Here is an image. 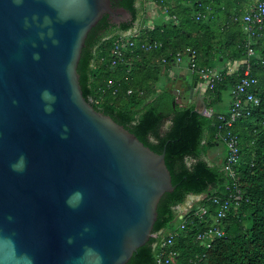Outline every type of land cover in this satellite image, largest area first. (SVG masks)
Here are the masks:
<instances>
[{"label": "water", "instance_id": "1", "mask_svg": "<svg viewBox=\"0 0 264 264\" xmlns=\"http://www.w3.org/2000/svg\"><path fill=\"white\" fill-rule=\"evenodd\" d=\"M105 16L132 20L111 0H0V264H128L158 237V206L175 190L165 153L80 85Z\"/></svg>", "mask_w": 264, "mask_h": 264}, {"label": "trees", "instance_id": "2", "mask_svg": "<svg viewBox=\"0 0 264 264\" xmlns=\"http://www.w3.org/2000/svg\"><path fill=\"white\" fill-rule=\"evenodd\" d=\"M150 1L158 7L161 20L147 28ZM249 2L253 3L250 11L256 0H111L113 9L126 10L132 20L118 26L105 16L88 35L78 66L86 101L153 152L165 153L175 188L158 206L153 229L158 237L138 249L128 264H156V245L165 231H175L184 221L185 230H180L172 247L178 255L174 264H264V47L255 45V56L250 59L252 75L258 80L253 90L260 105L228 130L238 138L241 153L234 178L225 172L229 153L217 119L200 116L197 103L180 104L175 83L162 90L156 85L162 70H172L178 54L187 58L188 49L195 53L197 65L208 68H214L213 62L224 67L227 61L245 58L243 45L248 36L243 20ZM140 22L144 26L138 29V41L156 43L158 49L150 54H144L140 46L128 49L124 61L113 67L115 42L140 27ZM238 79L229 77L208 92L203 106L218 104L221 92ZM215 114L227 116L228 111ZM221 145L226 147L224 152L210 157ZM237 189L242 201L222 220L225 236L216 238L210 248L202 246L197 236L213 228L219 209L213 199H227ZM190 196L201 200L186 215L180 214L177 208ZM202 207L209 214L199 218L195 213Z\"/></svg>", "mask_w": 264, "mask_h": 264}, {"label": "built area", "instance_id": "3", "mask_svg": "<svg viewBox=\"0 0 264 264\" xmlns=\"http://www.w3.org/2000/svg\"><path fill=\"white\" fill-rule=\"evenodd\" d=\"M148 14L149 26L153 27L155 20L160 17V11L152 1L148 4ZM199 18L200 15L197 19ZM243 31L248 36V42L243 45V48L246 50L245 58L242 60L227 61L221 70L197 65L195 53L189 49L187 50V53H189L187 58L182 54H178L175 61V67H187L190 74L196 78V89L198 93L203 96H206L208 92H214L217 89L216 87L224 84L227 78H232L235 75L239 77L238 81L229 87L231 89V103L227 116H216L213 107H207L205 110V117L217 119L219 122V131L225 136L223 141L229 153L228 163L225 165V172L232 178L236 177L237 171L235 170V166L239 165L241 153L238 138L228 130L231 129L238 120L251 116L253 110L260 105V99L255 95L253 90L258 80L252 75L250 59L255 56V45L260 43L264 47V0H256L255 6L246 14L243 20ZM138 37V29H135L123 35L115 42L111 61L113 67L124 61V52L128 49L135 50L137 49L136 46H140V50H142L144 54H150L152 51L158 49V44H148L144 41H138ZM162 62L164 64L166 63L165 60ZM171 78H173V76H171ZM108 85H112V82L110 81ZM129 94H132V91H129ZM217 137L220 139V136ZM241 201L242 196L239 189L236 190V194H231L227 199H213V204L219 207V209L214 218L215 223L213 228L197 236V240L202 246L210 248L211 243H213L216 238L225 236L222 230V220L226 218L232 207L238 208ZM192 207L193 206H191L184 215H186ZM208 212V209L202 207L199 208L195 215L199 218H203L209 214ZM180 219L183 221L184 217ZM185 226L186 221L182 222L175 231L168 233L164 239L156 245L158 250L156 264L175 263L178 255L173 251L172 247L175 238L180 235V230H185Z\"/></svg>", "mask_w": 264, "mask_h": 264}, {"label": "rangeland", "instance_id": "4", "mask_svg": "<svg viewBox=\"0 0 264 264\" xmlns=\"http://www.w3.org/2000/svg\"><path fill=\"white\" fill-rule=\"evenodd\" d=\"M158 20V19H157ZM161 19H159L158 21L155 20V23H159ZM143 23V22H142ZM144 26V24L142 25ZM147 28H151L149 26V23L147 22L146 24ZM213 67L215 69H223V65H221V63L218 62H213L212 63ZM171 76H173V78H171ZM174 79H177V81L172 82ZM180 79V69L178 68H172V70L170 72L166 71L165 69L162 70V74L161 77L159 78L158 82L156 83L157 85V90H162L165 89V87H167L168 85H172V83H176L178 85H175V89L176 91H178L179 93L178 95V101L180 104L182 105H186V101L188 100V98L190 97V94L192 93L193 87H194V78L192 75H187L185 77H182V81L179 80ZM184 82L186 83V86L184 85ZM188 82V83H187ZM181 87H183L184 89L181 90ZM230 92L231 89L228 88L225 91L221 92L220 94V101L218 104L213 105L214 110L218 113H225L227 111L228 105L231 103V96H230ZM225 147V146H224ZM224 147L221 145L219 148H216L213 150V152H211L210 154L213 157L212 153H216V155L221 154L224 152ZM226 148V147H225ZM221 152V153H220ZM194 205V201L191 199H187L186 203L179 207L180 214H185L186 211L185 209H190V206ZM180 222V219H178L176 221V225H178ZM170 232V230L165 231L164 234H168Z\"/></svg>", "mask_w": 264, "mask_h": 264}, {"label": "crops", "instance_id": "5", "mask_svg": "<svg viewBox=\"0 0 264 264\" xmlns=\"http://www.w3.org/2000/svg\"><path fill=\"white\" fill-rule=\"evenodd\" d=\"M224 3V2H223ZM248 10L247 11H249V8L251 7V5H253V3L251 2H249L248 4ZM246 12H244V14H245ZM140 25V27H137L138 29L139 28H141V25H142V23L140 22V23H138V25L137 26H139ZM186 66V65H185ZM175 68H178V69H180V81H182V77H185V76H187V75H189L190 74V72L188 71V69H187V67H184V66H182V67H175ZM191 75V74H190ZM194 78V84H196L194 87H193V90H192V93L190 94V97L188 98V100L186 101V103H197L198 104V108L201 110L202 108H203V99H205L206 98V96H203V95H201L200 93H198V91H197V89H196V87H197V80H196V78L195 77H193ZM174 81H177V79H175ZM188 83V82H187ZM176 84V83H175ZM176 85H178V84H176ZM184 85L186 86V83L184 82ZM182 89H184L183 87H181V90ZM178 92V91H177ZM230 105V104H229ZM229 105H228V108H227V111H228V109H229ZM226 111V112H227ZM199 200H201V198H195L194 199V204L195 203H197ZM191 207V206H190ZM189 207V208H190ZM188 209H185V211H187Z\"/></svg>", "mask_w": 264, "mask_h": 264}, {"label": "flooded vegetation", "instance_id": "6", "mask_svg": "<svg viewBox=\"0 0 264 264\" xmlns=\"http://www.w3.org/2000/svg\"><path fill=\"white\" fill-rule=\"evenodd\" d=\"M177 211H178V212L180 211L179 207L177 208Z\"/></svg>", "mask_w": 264, "mask_h": 264}, {"label": "clouds", "instance_id": "7", "mask_svg": "<svg viewBox=\"0 0 264 264\" xmlns=\"http://www.w3.org/2000/svg\"><path fill=\"white\" fill-rule=\"evenodd\" d=\"M136 29H138V28H136ZM14 167V166H13Z\"/></svg>", "mask_w": 264, "mask_h": 264}]
</instances>
